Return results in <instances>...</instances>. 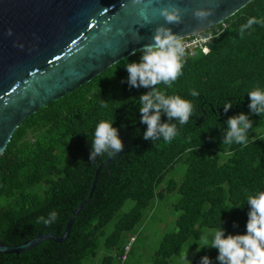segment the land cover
Masks as SVG:
<instances>
[{
	"label": "trees",
	"instance_id": "1",
	"mask_svg": "<svg viewBox=\"0 0 264 264\" xmlns=\"http://www.w3.org/2000/svg\"><path fill=\"white\" fill-rule=\"evenodd\" d=\"M251 17L264 20V0L250 1L203 32L211 36L208 52L186 54L171 87L155 86L193 105L186 124L171 121L178 129L171 141L143 138L148 126L140 122L139 97L151 89L130 88L125 68L139 62L140 52L23 120L0 157V243L8 246L39 232H64L88 196L97 167L115 156L89 159L100 121L122 129L124 148L100 170L90 201L63 242L45 240L19 254H0V264H93L102 250L98 264H134L130 252L122 259L129 237L138 236L145 212L170 195L178 213L174 231L164 234L152 264H169L186 242L195 250L191 264L205 255L219 264L212 241L197 245L202 231L221 227L226 235L245 234L248 197L264 191V114L250 116L245 144H222L228 118L249 114L248 93L264 91V24L245 29L243 38L239 33ZM193 90L199 95H191ZM226 100L233 102L227 113ZM165 122L162 113L159 123ZM128 201L133 204L125 211ZM53 210L58 219L50 227L36 223ZM198 247L208 248L197 252Z\"/></svg>",
	"mask_w": 264,
	"mask_h": 264
},
{
	"label": "water",
	"instance_id": "2",
	"mask_svg": "<svg viewBox=\"0 0 264 264\" xmlns=\"http://www.w3.org/2000/svg\"><path fill=\"white\" fill-rule=\"evenodd\" d=\"M250 1L0 0V157L23 120L139 52L152 42L158 27L182 38L199 35ZM170 5L180 9V23L168 24L160 15ZM198 9H210L212 15L199 20L194 16ZM18 44L23 48L14 46ZM121 153L97 167L88 196L73 210L60 236L39 232L21 245L0 243V254H19L45 240L63 242L90 201L100 170Z\"/></svg>",
	"mask_w": 264,
	"mask_h": 264
},
{
	"label": "clouds",
	"instance_id": "3",
	"mask_svg": "<svg viewBox=\"0 0 264 264\" xmlns=\"http://www.w3.org/2000/svg\"><path fill=\"white\" fill-rule=\"evenodd\" d=\"M140 2L141 0H134L135 4H140ZM143 14L142 11L141 15ZM160 15L168 24L181 22L180 9L173 5L162 9ZM210 15H212L210 9H198L194 12V16L199 20H204ZM253 24H264V20L258 21L256 17L249 18L246 24L240 26L241 38H243L244 30L251 28ZM12 34V30L8 29L7 35L11 36ZM14 46L23 48L22 44ZM138 51L140 52L139 62L127 63L125 68L130 88L151 89L139 97L140 122L148 126L143 133V138L151 139L154 142L163 137L164 141H171L178 134L177 124L171 123V121L175 118L180 125L186 124L192 114L193 105L178 95L166 97L165 93L155 86L163 83L171 87L172 82L182 74L186 56L184 39L173 33L170 28L158 27L152 37V42L145 44ZM191 95L198 96L199 93L193 90ZM248 98L250 100L249 114L245 115L241 112L239 115L228 118L222 144H245L248 140L249 130L253 127L250 116L264 114V91L257 87L248 93ZM102 106H106V104L102 103ZM232 107L233 102L226 100L223 103L225 113ZM150 112L151 115H149ZM162 113L167 116L168 122L160 124ZM113 124L107 121H100L97 124L92 140L90 160L94 161L97 156L105 153L108 156H114L122 152L123 144L118 136L119 130L114 128ZM247 205L249 211L245 234L226 235L225 230L221 227L215 230L210 249L217 250L216 260L219 261V264H264V191L249 196ZM57 219V212L53 210L49 213V219L38 217L36 223L50 227ZM136 240L137 235L135 234L129 237L125 246L129 250L125 249L124 258L128 252H131ZM200 240L206 243L207 236L202 235ZM201 248L208 247H198L197 252ZM186 257L187 254L182 259L186 261V264H191ZM200 264H212V260L205 255L201 257Z\"/></svg>",
	"mask_w": 264,
	"mask_h": 264
},
{
	"label": "rangeland",
	"instance_id": "4",
	"mask_svg": "<svg viewBox=\"0 0 264 264\" xmlns=\"http://www.w3.org/2000/svg\"><path fill=\"white\" fill-rule=\"evenodd\" d=\"M175 198L173 195L165 197L162 202L157 201L154 206L145 212V218L137 229V240L134 243L130 252V259L134 264H152V256L155 250L158 248L164 234L174 231V221L178 213L174 210L173 204ZM133 202L128 201L124 205V210L127 211L132 206ZM215 230L204 229L202 235L207 236V242L197 240V245L208 244L213 240ZM137 235V234H135ZM105 251L102 250L93 264H98ZM187 254V260L191 262L192 256L195 254V250L191 247V244L186 242L183 245L180 253L175 254L170 260L169 264H186V261L182 259ZM192 263V262H191Z\"/></svg>",
	"mask_w": 264,
	"mask_h": 264
},
{
	"label": "built area",
	"instance_id": "5",
	"mask_svg": "<svg viewBox=\"0 0 264 264\" xmlns=\"http://www.w3.org/2000/svg\"><path fill=\"white\" fill-rule=\"evenodd\" d=\"M210 38V35L202 34L183 38L186 47V54H191L196 49L201 50L202 53H207L208 51L206 52V49L208 50V48L206 46V43L210 40ZM125 249L126 251L129 250L128 247H126Z\"/></svg>",
	"mask_w": 264,
	"mask_h": 264
}]
</instances>
